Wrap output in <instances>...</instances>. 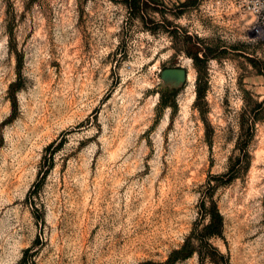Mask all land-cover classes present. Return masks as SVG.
I'll return each mask as SVG.
<instances>
[{"label": "rangeland", "instance_id": "1", "mask_svg": "<svg viewBox=\"0 0 264 264\" xmlns=\"http://www.w3.org/2000/svg\"><path fill=\"white\" fill-rule=\"evenodd\" d=\"M186 1L0 0V264L165 261L210 184L212 243L264 264V32L237 0ZM185 34L217 47L199 99Z\"/></svg>", "mask_w": 264, "mask_h": 264}, {"label": "trees", "instance_id": "2", "mask_svg": "<svg viewBox=\"0 0 264 264\" xmlns=\"http://www.w3.org/2000/svg\"><path fill=\"white\" fill-rule=\"evenodd\" d=\"M124 1L134 13L140 15H144L148 9H156L151 6L149 0ZM190 2H192V0H187L183 3V5H186ZM170 33H172L173 36H176V34H173V31H170ZM174 33H176V31ZM183 40L185 44L189 43V46L186 47L185 51L192 57L195 67L198 71V82L200 85V89L198 90L199 99L202 97L204 92L203 88L205 82L203 81L207 70V62L210 57H218V54L216 53L217 47L205 44L203 45L201 43L204 41L203 39L197 38V40H194L193 36L189 34H185ZM249 59L257 68V73L264 76V64H261L253 57H249ZM202 85L203 87H201ZM254 109L255 114L253 116V122L255 120L261 119L260 114L264 112V100L257 102ZM250 136H252V134H250ZM52 146L53 144L51 143L47 147V150H50ZM52 155L53 152L45 157L44 163L47 169L52 164ZM248 156V151L244 149L243 157L246 158ZM233 176L234 175L232 174L227 180H223L225 181L223 183L228 182ZM213 188L214 187L211 184L208 186V188H206L204 196L200 202L201 217L195 222L190 234L185 238L183 245L180 248L172 250L165 261L150 262L151 264H175L176 262L189 258L194 254H198L200 264H204L205 260H210L214 264H230L229 258L224 253H222L211 241L213 237H223L225 228L224 216L220 211L217 202L213 198Z\"/></svg>", "mask_w": 264, "mask_h": 264}, {"label": "built area", "instance_id": "3", "mask_svg": "<svg viewBox=\"0 0 264 264\" xmlns=\"http://www.w3.org/2000/svg\"><path fill=\"white\" fill-rule=\"evenodd\" d=\"M237 8L255 18V23L264 32V0H237Z\"/></svg>", "mask_w": 264, "mask_h": 264}, {"label": "bare ground", "instance_id": "4", "mask_svg": "<svg viewBox=\"0 0 264 264\" xmlns=\"http://www.w3.org/2000/svg\"><path fill=\"white\" fill-rule=\"evenodd\" d=\"M246 20H248V21H252V22H255V21H256L255 18H254L252 15H250V14H248V15L246 16Z\"/></svg>", "mask_w": 264, "mask_h": 264}]
</instances>
